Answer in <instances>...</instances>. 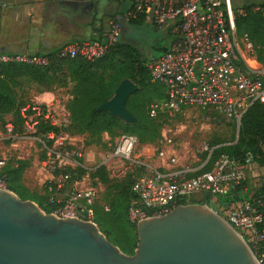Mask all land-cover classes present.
<instances>
[{
  "label": "built area",
  "instance_id": "built-area-1",
  "mask_svg": "<svg viewBox=\"0 0 264 264\" xmlns=\"http://www.w3.org/2000/svg\"><path fill=\"white\" fill-rule=\"evenodd\" d=\"M122 1L127 8L121 21L142 22L166 29L173 36L168 51L147 62L151 82L164 91V97L150 105L149 115L157 118L182 109L211 112L236 129L238 142L245 114L255 104H264V53L260 54L264 47L256 46L247 33L237 30L233 0ZM8 8V3L0 2V11ZM253 11L264 12L259 6ZM120 19L109 20L102 40L69 43L59 49L57 57L90 62L103 58L120 41ZM49 63L45 55L0 53V74L9 65L46 67ZM21 115L34 133L43 124L56 126L53 112L41 104L24 107ZM7 127L12 133L13 127ZM39 141L48 153L43 163L47 171L43 208L61 219L74 217L96 224L95 207L101 197L96 188L81 187V175L89 171L84 152L66 144L55 132L43 134ZM139 144L137 136L123 134L99 165L129 164L127 171L134 175L128 211L132 224L164 216L180 205L204 202L237 230L258 264H264V218L252 203L254 192L248 198L236 199L238 189L248 192V173L255 162L251 152L243 159L224 153L210 168L214 149L208 150L209 158L202 167H178L174 159L172 166H155L138 154ZM159 155L163 158L164 152ZM5 167L6 162L0 160V190H9ZM103 207L110 211L109 206Z\"/></svg>",
  "mask_w": 264,
  "mask_h": 264
},
{
  "label": "rangeland",
  "instance_id": "rangeland-1",
  "mask_svg": "<svg viewBox=\"0 0 264 264\" xmlns=\"http://www.w3.org/2000/svg\"><path fill=\"white\" fill-rule=\"evenodd\" d=\"M258 1L262 2V0ZM235 3L241 7L251 3V0H235ZM122 5L126 6V4ZM172 41L173 36L168 30L158 29L145 23H138L133 34L120 38V42L131 46L142 61L162 56ZM68 87L67 85L51 91H43L36 83L26 82L22 86L13 88L17 104L14 114L0 116V160L6 162L5 169L25 166L22 184L35 195L39 201L36 203L38 205L43 204L46 198L47 171L43 163L48 159V153L39 141L42 134L27 129L26 120L22 118L21 111L24 107L38 104L37 96L44 92L63 94L62 104H58V107L51 111L55 116L56 126L61 128L60 134L57 135H61L66 144L73 145L75 149L85 154L83 161L89 171L81 175L84 177L81 187L96 188L101 197L100 204L111 207L115 203L118 211H122L126 203L119 199L117 194L134 179V175L127 171L129 164L104 163L107 181L96 174V169L101 165L102 157L113 151L117 140L123 134H136L143 139L145 144H139L138 154L155 166H172L170 161L174 159L175 166L198 168L202 167L209 158L208 150L223 148L225 152H237L243 148L249 149L241 141L239 145H235L237 143L236 129L223 117L211 112L182 109L176 113L152 118L149 115V107L161 100V90L153 84H150L147 94L136 105L137 108H142L138 113L139 123L136 122V118L134 123L118 118L120 123L115 130L111 134L104 133L100 139L76 134L72 131L71 121L68 120L66 113V106L72 99L67 97L71 91ZM30 114L31 112L28 113ZM145 124L153 126L158 131V136L152 135L151 131L145 128ZM8 125L13 127L12 133L9 132ZM163 152L164 157L161 158L159 154ZM263 179L264 166L254 162L248 173L247 186L251 189L259 185ZM211 207L214 206L211 205ZM119 217L116 224L118 235L129 244L138 241L137 226L126 225V215L119 213ZM110 241L114 243L113 239Z\"/></svg>",
  "mask_w": 264,
  "mask_h": 264
},
{
  "label": "water",
  "instance_id": "water-1",
  "mask_svg": "<svg viewBox=\"0 0 264 264\" xmlns=\"http://www.w3.org/2000/svg\"><path fill=\"white\" fill-rule=\"evenodd\" d=\"M75 4L91 7L95 0ZM137 90L130 80L122 81L100 110L134 123L126 105ZM137 231V248L126 255L97 224L58 218L0 190V264H258L237 230L206 204L180 205L164 216L141 220Z\"/></svg>",
  "mask_w": 264,
  "mask_h": 264
},
{
  "label": "trees",
  "instance_id": "trees-1",
  "mask_svg": "<svg viewBox=\"0 0 264 264\" xmlns=\"http://www.w3.org/2000/svg\"><path fill=\"white\" fill-rule=\"evenodd\" d=\"M259 2L258 0H251V3H246V5L240 7L233 0V7L236 12L237 30L247 33L256 46L264 47V12L253 11V8L256 6L264 10V0ZM241 11L246 14L242 16L240 14ZM111 19L116 20L117 18L112 17ZM138 23L142 22H134L131 24L137 25ZM168 49H165V53ZM58 51L45 55L50 58V63L46 67L9 65L2 69L0 74V116L14 114L17 104L13 88L22 86L26 82L36 83L43 91H51L58 87L73 84L72 99L66 106L67 112L70 114L72 131L76 134L100 139L104 133L111 134L120 123V120L109 111L100 110L101 106L108 103L115 96L116 90L122 81L130 80L139 89L129 98L126 107L135 116L136 122L139 123L138 113L142 108H137L136 105L147 94V89L150 84H153L147 69L148 61L140 60L131 46L124 45L120 41L103 58L94 62L82 58L73 60L60 59L56 54ZM263 53L264 50H261L260 54ZM153 85L160 88L162 99L164 97L162 87L156 84ZM145 128L149 129L155 137L158 136V131L153 126H147L145 124ZM36 132L42 135L47 132L60 134L61 128L43 124ZM130 135L137 136L140 144H145L144 140L138 135ZM240 141L249 149L243 148L237 152H225L223 148L215 149L208 167L210 168L224 153L243 159L248 152L254 155L255 162L264 166V104H255L245 114L242 120L238 142L235 145H239ZM24 169L25 166L20 165L4 170L9 178V190L24 201L39 203L35 195L22 184ZM96 174L107 181L104 166L99 167ZM132 181L117 194V197L126 203L122 211L116 210L115 203L111 207L109 206V212L104 210V205H101L100 202L95 207L96 224L107 238L109 240L113 239L115 245L126 255L134 254L138 241H134L132 244L125 242L118 235L116 224L120 219L119 213H122L127 217L126 225L137 226L129 221L128 216L132 198ZM253 192L252 203L264 218V179L259 185L252 188L248 195L244 194L241 189H238L236 191V199L248 198ZM196 203L204 204V202ZM39 206L43 208L42 203ZM43 210L51 213L50 209L43 208Z\"/></svg>",
  "mask_w": 264,
  "mask_h": 264
},
{
  "label": "crops",
  "instance_id": "crops-1",
  "mask_svg": "<svg viewBox=\"0 0 264 264\" xmlns=\"http://www.w3.org/2000/svg\"><path fill=\"white\" fill-rule=\"evenodd\" d=\"M9 8L0 11V53L44 56L64 45L79 40L103 39L112 17L120 19L122 0H103L92 16L88 9L77 6L79 0H0ZM136 24L124 23L121 36L133 34ZM67 97L72 98L73 84ZM63 94L44 92L38 104L50 110L62 104ZM54 99V101L52 99ZM70 120V114L67 112ZM257 186V185H255ZM253 186L252 188H254ZM248 195L251 189L247 186Z\"/></svg>",
  "mask_w": 264,
  "mask_h": 264
},
{
  "label": "flooded vegetation",
  "instance_id": "flooded-vegetation-1",
  "mask_svg": "<svg viewBox=\"0 0 264 264\" xmlns=\"http://www.w3.org/2000/svg\"><path fill=\"white\" fill-rule=\"evenodd\" d=\"M100 2H103V0H100V1L95 0V6H91V7L86 6V7H84V8H85V9L87 8L88 11H89V14H91L92 16H94V14L97 12V8L99 7ZM88 7H89V8H88ZM130 35H131V34H130Z\"/></svg>",
  "mask_w": 264,
  "mask_h": 264
}]
</instances>
